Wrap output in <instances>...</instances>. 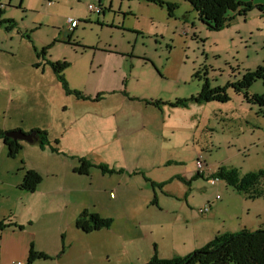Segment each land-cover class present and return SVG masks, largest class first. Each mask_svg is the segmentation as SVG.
<instances>
[{"label": "rangeland", "instance_id": "374dc122", "mask_svg": "<svg viewBox=\"0 0 264 264\" xmlns=\"http://www.w3.org/2000/svg\"><path fill=\"white\" fill-rule=\"evenodd\" d=\"M0 2V21L11 20L0 25V71L65 63L68 89L81 96L46 77L34 92L0 94V132L17 125L48 140L43 150L16 142L19 154L8 159L4 148L0 158L1 264H28L31 252L46 257L31 264L169 262L202 249L207 233L264 227V197L248 199L215 178L264 170V108L245 99L262 96L263 81L240 86L264 70L258 10L210 31L185 0ZM256 5L264 11V0ZM219 89L228 101L197 102ZM27 172L41 179L31 194L20 190ZM82 208L110 228L77 229Z\"/></svg>", "mask_w": 264, "mask_h": 264}, {"label": "trees", "instance_id": "16d2710c", "mask_svg": "<svg viewBox=\"0 0 264 264\" xmlns=\"http://www.w3.org/2000/svg\"><path fill=\"white\" fill-rule=\"evenodd\" d=\"M185 1L189 3L196 12L199 21L210 31H219L223 29L228 26L235 17H245L246 14L253 9L258 10L264 16V11L261 6L242 4L235 0ZM175 7V5H168V12L171 14ZM2 10H0V18L3 13ZM9 23H11V21H0V25ZM49 66L66 94H73L77 98L81 97L79 94L69 91L62 76V72L68 67L67 64L49 63ZM256 79H261L264 87L263 69H258L254 74H247L244 83L240 86L247 87ZM222 94H224V91L220 89L213 92L204 90L198 97L197 102L207 103L216 100L219 102L228 101L226 97H220ZM245 99H248L252 105L264 108V94L262 96H254L251 99L247 98L246 95ZM33 134L36 139L35 144H38L42 150L48 146L47 135L45 133L33 132ZM0 141L7 150L8 159H14L19 154L21 150L20 144L7 139L6 134L2 132H0ZM52 151L54 152L55 150L52 149ZM85 167V164H83L82 171H84ZM201 177V174H197V178ZM215 178L224 181L235 192L243 194L248 199H259L264 197V170L240 176L239 172L236 170L226 171L223 169L215 175ZM40 182L41 179L37 174L27 172L21 183L20 190L31 194L35 191ZM154 186L155 185H153V187ZM75 224L76 228L83 233H90L109 229L111 221L101 219L95 214L88 215L84 212L76 220ZM36 258L46 259L45 255L41 254L38 256L31 252L29 254L28 264H31V261ZM151 264H264V227L254 232L242 230L236 234L218 235L202 249L195 251L185 258H176L169 262L161 263L152 262Z\"/></svg>", "mask_w": 264, "mask_h": 264}, {"label": "crops", "instance_id": "0c3cea01", "mask_svg": "<svg viewBox=\"0 0 264 264\" xmlns=\"http://www.w3.org/2000/svg\"><path fill=\"white\" fill-rule=\"evenodd\" d=\"M1 1V0H0ZM256 0H240L239 3H242V4H251V5H254ZM83 2V1H82ZM1 3V2H0ZM81 2H77V4H79ZM5 21V20H4ZM11 21V20H9ZM77 28V27H76ZM75 28V29H76ZM74 29V30H75ZM29 61V58L28 60ZM29 69V67H27ZM32 70L31 71H25V70H22V71H18L17 69L15 70H12L14 72H9V70H3L0 71V94L4 92V89H7L10 96H11V93H12V90L13 89H19L21 90L23 93L25 91H28V90H31V92H34V88L36 86H40V85H44V83L46 82L44 80V78L46 77V79L50 82V84H52V86H54L57 90V86L55 83L56 82V78L55 76L53 75V72L48 69L49 71L45 73V69H35L34 66H32L31 68ZM11 103V102H10ZM23 128H20V126H13L11 129L9 128V130H6L4 129L3 131L6 132V133H11V132H17V131H22L23 134H26L28 132H25L24 130H22ZM2 143V142H1ZM35 144V143H34ZM4 145L2 143V146L0 145V158H5L6 159V152L4 150ZM114 193V200L115 201V195H118L117 192H113ZM93 202H91L90 204H93ZM84 210L83 208L79 211H76L73 213V216L76 218L78 214L80 213H83ZM209 212H210V209H209ZM97 213V212H96ZM99 216V214H97ZM100 217V216H99ZM221 229V228H220ZM246 230V229H244ZM222 230H217V232H214L213 234H209L207 233L206 234V237L203 238V242H200L201 240H199L197 242V245L198 247H202L204 245H207L208 243H210L211 239H213L214 237L220 235L222 232ZM225 234H233V233H230V232H224ZM238 233V232H236ZM3 240H4V235L3 233H0V264H1V257H2V254L3 252H6L7 253V248L6 250H4V243H3ZM7 245L6 246H9L8 249L9 251H13L15 254L18 253L16 252L18 250V248H16V244L17 243H14L12 241V238H7ZM197 247V249H199Z\"/></svg>", "mask_w": 264, "mask_h": 264}, {"label": "built area", "instance_id": "2783aa9c", "mask_svg": "<svg viewBox=\"0 0 264 264\" xmlns=\"http://www.w3.org/2000/svg\"><path fill=\"white\" fill-rule=\"evenodd\" d=\"M85 2V1H87V0H65V2H68V3H77V2ZM3 9V6L2 5H0V10H2ZM87 10H88V12L89 13H92V14H96L97 16L98 15H100L101 14V10L100 9H98V8H94L93 6H91V5H88L87 6ZM77 22H75V21H73V20H71V19H68L67 20V25L70 27V29H72V30H74L76 27H77ZM203 163L201 162V157H199L198 156V158H197V160H196V169H197V173L198 174H202V171H203ZM215 182L216 181H213L212 182V186H214L215 185ZM199 213L201 214V215H205V214H207V213H209V209H204V210H202V211H199Z\"/></svg>", "mask_w": 264, "mask_h": 264}, {"label": "water", "instance_id": "95a60500", "mask_svg": "<svg viewBox=\"0 0 264 264\" xmlns=\"http://www.w3.org/2000/svg\"><path fill=\"white\" fill-rule=\"evenodd\" d=\"M6 138L12 140L13 142H25L27 144H33L36 142L35 135L33 133L30 135H23L20 132H14L6 134Z\"/></svg>", "mask_w": 264, "mask_h": 264}]
</instances>
